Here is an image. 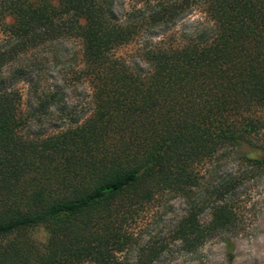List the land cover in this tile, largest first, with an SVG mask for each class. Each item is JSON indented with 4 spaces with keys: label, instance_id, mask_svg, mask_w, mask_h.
<instances>
[{
    "label": "trees",
    "instance_id": "trees-1",
    "mask_svg": "<svg viewBox=\"0 0 264 264\" xmlns=\"http://www.w3.org/2000/svg\"><path fill=\"white\" fill-rule=\"evenodd\" d=\"M144 1L159 6L153 24L176 26L200 7L211 25L174 45L154 43L145 69L116 56L139 26L117 19L107 0H0L13 40L0 48V264H123L137 241L131 222L167 193L189 195L223 150L264 170V0ZM66 36L83 41L94 111L28 137L24 72L9 68ZM54 102L46 96L35 112ZM224 189L209 225L196 212L181 221L177 240L189 250L233 226ZM161 254L154 244L136 264Z\"/></svg>",
    "mask_w": 264,
    "mask_h": 264
},
{
    "label": "rangeland",
    "instance_id": "rangeland-1",
    "mask_svg": "<svg viewBox=\"0 0 264 264\" xmlns=\"http://www.w3.org/2000/svg\"><path fill=\"white\" fill-rule=\"evenodd\" d=\"M107 1L117 19L139 26L138 37L117 50L116 56L145 69L144 53L154 43L174 45L201 35L211 25L200 7H195L176 26H166L150 21L159 9L157 3ZM12 43L0 22V48L6 49ZM83 51L81 39L66 36L22 56L10 66L12 73L24 72L17 87L23 95L24 115L29 117L24 131L28 137L58 133L92 115L94 99L83 74ZM50 95L55 102L47 114L40 116L35 110L40 100ZM199 180V186L189 195L167 193L131 222L137 241L122 255L123 264H136L143 249L154 244L162 250L154 264H264V170L249 162L240 150L230 148L200 168ZM220 187H225L224 200L234 213V224L191 251L177 240L178 227L191 212L198 214L203 226L209 225L215 207L222 203L216 193ZM37 235L41 240L46 236L43 230Z\"/></svg>",
    "mask_w": 264,
    "mask_h": 264
}]
</instances>
